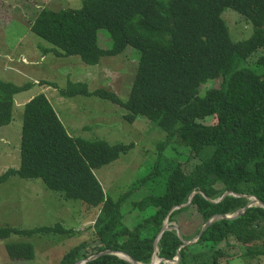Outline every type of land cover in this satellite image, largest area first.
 I'll use <instances>...</instances> for the list:
<instances>
[{
    "label": "trees",
    "instance_id": "obj_1",
    "mask_svg": "<svg viewBox=\"0 0 264 264\" xmlns=\"http://www.w3.org/2000/svg\"><path fill=\"white\" fill-rule=\"evenodd\" d=\"M225 9L250 22V38L232 41L222 18ZM100 29L111 38L106 49L98 44ZM30 30L52 45L49 51L55 55L78 56L92 66L126 47L136 50L138 66L125 101L107 90L90 92L86 83L70 82L62 93L109 100L127 111L123 118L128 123L148 119L166 134L162 145L173 141V148L184 149L186 155L182 161L161 160V155L151 172L115 201L104 193L94 170L117 160L132 144L72 137L44 94L23 104L20 165L0 175V183L11 176L41 179L65 199L98 209L92 226L95 247L89 248L92 243L86 240L69 249L58 264H76L106 250L141 264H151L154 255L168 262L178 255L176 264L264 257L263 207H249L235 219H214L234 215L248 204V197L264 204V54L253 69L240 68L225 78L231 64L264 49V0H82L78 9H41ZM221 77L225 86L199 94L203 85ZM30 86L0 81V127L11 122L14 99ZM192 160L197 161L190 165ZM142 186L149 195L133 203L141 220L129 228L122 203ZM191 213L195 221L190 229L178 226V234L168 226L155 246L165 221L187 220L190 225ZM211 219L197 241L183 245ZM71 232L60 224L31 229L0 225V240ZM234 244L242 251L230 256ZM5 250L11 260L34 258L29 242L6 243ZM164 261L159 264H168ZM85 264L134 263L104 254Z\"/></svg>",
    "mask_w": 264,
    "mask_h": 264
},
{
    "label": "rangeland",
    "instance_id": "obj_2",
    "mask_svg": "<svg viewBox=\"0 0 264 264\" xmlns=\"http://www.w3.org/2000/svg\"><path fill=\"white\" fill-rule=\"evenodd\" d=\"M81 2L82 0H0V81L16 86L31 84L14 99L11 122L0 127V175L7 169H17L20 165L23 104L38 94H44L72 137L103 139L109 144H132L117 160L94 170L104 193L117 201L127 194L134 182L151 172L161 155V160L173 157L181 161L185 160L186 155L184 149L173 148V141L162 145L166 134L148 119L138 118L133 123H128L123 118L127 111L109 100L95 95H63L62 91L68 88L70 82H77L86 83L90 92L107 90L125 101L138 66V53L131 47H126L118 55L104 56L98 65L92 66L85 64L78 56L55 55L49 51L52 45L31 32L30 25L41 9H78ZM222 18L233 42L251 37L252 25L236 11L225 9ZM98 44L104 49L111 45V38L105 29L98 31ZM263 54L262 48L250 57L231 64L225 78L240 68L253 69L256 60ZM262 71L263 68L258 73ZM225 78L210 80L200 88L199 94L204 95L209 87L225 86ZM206 122L209 123L210 120L207 119ZM194 161L197 160H192L189 164L192 165ZM148 195L149 190L142 186L124 199L122 213L125 214L123 222L127 227L132 228L141 220V216L133 211V203ZM97 214V208L79 200L65 199L63 194L48 189L41 179L9 177L0 183V225L31 229L41 225L60 224L72 232L70 235L35 234L31 237L11 235L0 240V264H58L69 249L86 240L92 243L89 248L95 247L92 242V226ZM188 217L192 219L190 225L187 220H181L177 224L167 222V226L177 229L180 234V228L183 231L190 229L195 221L193 213ZM11 242L31 243L34 246V258L11 260L5 250V244ZM237 250L239 253L242 251L239 245L234 244L229 252L230 256L231 253L236 254ZM158 261L154 257L152 262ZM219 261V264H264V257L237 255Z\"/></svg>",
    "mask_w": 264,
    "mask_h": 264
},
{
    "label": "water",
    "instance_id": "obj_3",
    "mask_svg": "<svg viewBox=\"0 0 264 264\" xmlns=\"http://www.w3.org/2000/svg\"><path fill=\"white\" fill-rule=\"evenodd\" d=\"M224 195H225V194H224ZM192 196H193V194L190 196L189 201H188V204H189V202L191 201ZM221 199H222V198H221ZM221 199L217 200V202L220 201ZM248 200H249L248 204L245 205L242 209L238 210L234 215H219V216H217V217L214 218V219H218V218L235 219V218L239 217L242 213H244V211H245L246 209H248L249 207H252V206H261V207L264 208V204L261 203L260 201H258L256 198H254V197H248ZM214 219L209 220V221H208V222L202 227V229H201V231L199 232V234H198L193 240H190V241L184 242L183 245L192 244V243H194L195 241H197V239L201 236V234L205 231V229L208 227V225H209ZM167 229H168L167 221H165V222L163 223L162 229L160 230V232H159V234H158V236H157V238H156V240H155V242H154L155 246H156V243H157L158 239L161 237L162 233H163L165 230H167ZM177 233L179 234L178 231H177ZM155 249H156V248H155ZM104 254H112V255H116V256H118L119 258H122V259H124V260H126V261H128V262H130V263L141 264V263H137V262L133 261V260H132L129 256H127L126 254L118 253V252H113V251H109V250H106V251H104V252H101V253L95 254V255H93V256H91V257L85 259V260H81V261L77 262L76 264H85L87 261L92 260V259H94V258H96V257H99L100 255H104ZM154 257H156V255H154V256L152 257V261L154 260ZM158 260H159L158 262H152V261H151V264H159L160 262L164 261L163 259H158ZM177 260H178V255L174 258V260H171V262H173V264H176ZM164 262L167 263L168 261H164Z\"/></svg>",
    "mask_w": 264,
    "mask_h": 264
},
{
    "label": "clouds",
    "instance_id": "obj_4",
    "mask_svg": "<svg viewBox=\"0 0 264 264\" xmlns=\"http://www.w3.org/2000/svg\"><path fill=\"white\" fill-rule=\"evenodd\" d=\"M157 257V256H156ZM158 258V257H157ZM159 259V258H158Z\"/></svg>",
    "mask_w": 264,
    "mask_h": 264
},
{
    "label": "crops",
    "instance_id": "obj_5",
    "mask_svg": "<svg viewBox=\"0 0 264 264\" xmlns=\"http://www.w3.org/2000/svg\"><path fill=\"white\" fill-rule=\"evenodd\" d=\"M18 105V104H17Z\"/></svg>",
    "mask_w": 264,
    "mask_h": 264
}]
</instances>
